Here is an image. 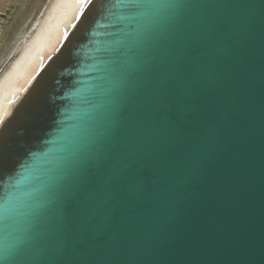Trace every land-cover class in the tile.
<instances>
[{"label":"water","instance_id":"95a60500","mask_svg":"<svg viewBox=\"0 0 264 264\" xmlns=\"http://www.w3.org/2000/svg\"><path fill=\"white\" fill-rule=\"evenodd\" d=\"M186 2L242 4L245 21L196 96L171 108L168 98L157 100L149 147L166 150L167 159L155 190L147 203L118 214L114 240L91 246L88 264H264V0ZM119 3L103 0L49 78L40 105L3 130L12 141L11 171L0 179V198L28 171L41 176L60 154L62 130L79 122L133 26L131 10ZM192 11L214 18L217 9ZM6 243L0 228V256Z\"/></svg>","mask_w":264,"mask_h":264},{"label":"snow or ice","instance_id":"6c2138e0","mask_svg":"<svg viewBox=\"0 0 264 264\" xmlns=\"http://www.w3.org/2000/svg\"><path fill=\"white\" fill-rule=\"evenodd\" d=\"M93 0H55L56 42ZM133 25L102 69L93 99L78 123L62 130L59 155L41 176L30 171L0 198V228L8 264H88V249L111 243L118 214L147 203L166 150L149 147L151 122L164 96L169 108L205 86L217 53L230 46L245 17L242 4L200 5L186 0H120ZM216 8L214 18L192 9ZM184 9L181 12L179 10ZM15 62L0 76V125L43 67ZM33 106L41 103L34 90ZM27 103V102H25ZM24 105L17 116L25 118ZM11 123V121H9ZM12 141L0 131V179L9 174ZM53 151V150H50ZM27 171V170H26ZM30 181H35L31 183ZM21 185H24L21 189Z\"/></svg>","mask_w":264,"mask_h":264},{"label":"bare ground","instance_id":"6f19581e","mask_svg":"<svg viewBox=\"0 0 264 264\" xmlns=\"http://www.w3.org/2000/svg\"><path fill=\"white\" fill-rule=\"evenodd\" d=\"M54 2L55 0H0V11H6L5 16L0 17V76L17 61H20L21 71L28 68L33 61L37 65L43 61V67L35 74L32 84L14 106L13 116L8 118L5 125H0L2 132L4 129L10 131L21 120L17 116L21 105H24L26 113L29 112L35 99L34 90L39 96L42 94L57 65L85 31L103 0H93L80 19L73 21L71 25H63L60 30H66L68 34L53 46L58 23L57 17L51 11V4Z\"/></svg>","mask_w":264,"mask_h":264},{"label":"rangeland","instance_id":"374dc122","mask_svg":"<svg viewBox=\"0 0 264 264\" xmlns=\"http://www.w3.org/2000/svg\"><path fill=\"white\" fill-rule=\"evenodd\" d=\"M5 9H8V7H6ZM5 13H6V11H0V17L3 18L5 16L4 15Z\"/></svg>","mask_w":264,"mask_h":264}]
</instances>
